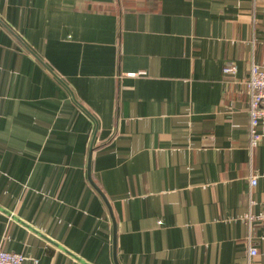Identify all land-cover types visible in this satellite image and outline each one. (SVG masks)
<instances>
[{"label": "crops", "instance_id": "0c3cea01", "mask_svg": "<svg viewBox=\"0 0 264 264\" xmlns=\"http://www.w3.org/2000/svg\"><path fill=\"white\" fill-rule=\"evenodd\" d=\"M252 61L264 0H0V250L115 264L98 126L118 264H264Z\"/></svg>", "mask_w": 264, "mask_h": 264}, {"label": "built area", "instance_id": "2783aa9c", "mask_svg": "<svg viewBox=\"0 0 264 264\" xmlns=\"http://www.w3.org/2000/svg\"><path fill=\"white\" fill-rule=\"evenodd\" d=\"M225 74L235 76L238 68L235 64H229L225 67ZM145 73H130L128 76H144ZM247 93L249 97V116H250V140L249 150L251 154L255 151L261 141V135L258 133V127L264 121V65H259L255 61L251 62L250 77L247 82ZM258 176L251 177V187L257 186ZM249 222H259L264 225V212L259 215H248ZM257 249L250 248L249 255H257ZM27 257L20 253H11L0 250V264H24Z\"/></svg>", "mask_w": 264, "mask_h": 264}, {"label": "water", "instance_id": "95a60500", "mask_svg": "<svg viewBox=\"0 0 264 264\" xmlns=\"http://www.w3.org/2000/svg\"><path fill=\"white\" fill-rule=\"evenodd\" d=\"M59 80L61 81V79H59ZM97 132H98V126L96 128L95 134L93 136V139H92V142H91V145H90V148H89L88 164H87V177H88V181L91 184V186L103 198V200L106 203L107 207L109 208L110 213H111V216L113 218V223H114V260H115V264H118V261H117V251H116V220L114 219L113 212H112V208H111V205L109 203V200L107 199V197L105 196V194L103 193V191L100 189V187L95 183V181L93 180V177H92V160H93V153H94V150H95L94 143H95V139H96ZM78 260H80V259H78ZM81 262H83V261H81ZM84 264H86V263H84Z\"/></svg>", "mask_w": 264, "mask_h": 264}]
</instances>
